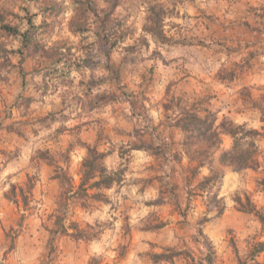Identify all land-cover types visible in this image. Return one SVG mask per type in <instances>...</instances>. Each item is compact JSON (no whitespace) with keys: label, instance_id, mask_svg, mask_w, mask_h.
<instances>
[{"label":"rangeland","instance_id":"obj_1","mask_svg":"<svg viewBox=\"0 0 264 264\" xmlns=\"http://www.w3.org/2000/svg\"><path fill=\"white\" fill-rule=\"evenodd\" d=\"M253 1L117 0L115 7V0L0 1V11H9L4 23L25 31L31 21L38 42L31 55L23 51L9 55L10 61L0 59V264H8L20 234L35 240L33 264H154L146 254L185 245L191 258L175 264H200L206 249L193 237L205 217L210 220L200 227L214 249V264H237L235 247L247 264H264V253L247 259L254 243L264 241V228L232 201L237 193H247L264 209V192L255 185L259 173L225 170L214 190L225 199L224 213L217 217V208L195 198L185 221L172 203L161 200L156 179L161 159L151 151L131 150L135 129L143 126L151 127L147 142L169 143L163 108L168 95L186 101L212 96L221 118L261 128V115L245 95L264 96V51L247 66L252 45L240 41L249 30L245 18L253 17ZM155 5L166 11L161 29L169 43L149 33ZM0 43L10 51L21 47L19 39L2 31ZM115 70L119 85L103 83ZM232 70L234 78L223 81ZM172 136L182 138L178 130ZM99 138V150L109 152L106 166L124 169V182L106 192L109 204H91L87 211L71 206L66 223L82 228L101 223L103 234L91 242L62 237L49 254L44 227L62 210L55 212L59 183L52 179L54 167L42 159L52 155L63 165L61 155L67 154L77 187L85 146ZM224 145H230L228 138ZM260 147L264 153V139ZM208 173L203 169L200 179ZM179 202L185 209V197ZM159 223L165 226L144 230Z\"/></svg>","mask_w":264,"mask_h":264},{"label":"trees","instance_id":"obj_2","mask_svg":"<svg viewBox=\"0 0 264 264\" xmlns=\"http://www.w3.org/2000/svg\"><path fill=\"white\" fill-rule=\"evenodd\" d=\"M116 2L117 0H115L113 7L117 5ZM7 10L0 11V31L7 36L19 39L21 44L19 50L10 51L0 43V59L6 56L5 59L10 61L9 55L23 53V51L31 55L33 48L38 47V42L36 29L31 21H28V28L25 31L4 23V17L9 12ZM251 10L256 16L264 18V10L261 14H257L256 9L251 8ZM92 12L93 14L96 13L95 10ZM165 13L166 11L161 5H155L151 8L149 33L157 41L169 43L170 39L164 35L161 29ZM245 26L249 30L255 31L247 23ZM36 28L39 29V27ZM260 52V49L250 51L248 61L245 64L250 66V61L261 55ZM106 58L110 61L111 56L107 55ZM82 64L88 67L85 59ZM111 74V77L103 83L119 85V71L115 70L114 74ZM21 75L24 79L23 71ZM233 76L234 71L232 70L223 75L222 80H231L234 78ZM245 97L251 108L261 115L263 125L260 129L252 128L247 123H236L227 116L221 118L219 115L221 111L216 110L212 104V96L186 101L182 97L174 95H168L165 103H163L166 118L164 128L170 136L167 145L145 140V135L150 132L151 127L143 126L140 129H135L136 141L132 143L131 150L151 151L152 155L161 159L158 165L161 173L156 177L160 183L161 200L165 198L167 203H172L180 217L185 221L186 211L190 209L192 200L195 198L205 199L208 206L217 208V217L224 213L225 199L219 198V191L214 190L217 186L222 185L225 170L237 173L252 170L259 173L255 185L259 191L264 192V153L260 147V142L264 139V96L254 99L251 93L247 92ZM21 102L24 104L20 100ZM173 130H178L181 133L180 141H175L173 138ZM226 138L230 140L228 147L224 145ZM100 145L99 138L95 144L85 146L86 153L82 161L81 181L77 187L74 185L73 177L69 171L70 159L67 154L61 155L60 159L63 165H60L56 157L52 155H47L42 159L49 166L54 167L52 179L59 183L57 210L55 212L58 213L60 208L62 210V214L53 215L50 218L51 224L44 227L49 234V254L56 252V243L62 237L71 236L78 241L91 242L103 234L105 225L101 223L87 224L84 228L75 221H71L69 225L66 223L69 212L72 211L71 206L76 205L79 209L87 211L91 204H109L111 200L106 192L121 186L124 182L125 170L108 168L105 161L109 152L100 151ZM124 154L127 155L125 150L120 152L121 159L124 158ZM184 160H188L187 165L183 164ZM203 169H207L209 173L200 179L199 176ZM164 193L166 196L162 197ZM182 197H185V209H182L179 202ZM232 201L238 211L253 215L264 228V209L258 208L250 195L237 193ZM209 220L205 217L197 223V233L193 237L196 242H203L206 249L200 264H214V249L204 237L200 227ZM164 226L163 223L148 224L144 230L157 231ZM186 247V245L184 247H164L161 253L146 254L145 256L154 264H175L177 260L191 258L192 254ZM234 250L238 259L237 264H247V261L241 259L236 247ZM262 253H264V241L254 243L247 259L255 261ZM89 264L98 263L92 260Z\"/></svg>","mask_w":264,"mask_h":264},{"label":"crops","instance_id":"obj_3","mask_svg":"<svg viewBox=\"0 0 264 264\" xmlns=\"http://www.w3.org/2000/svg\"><path fill=\"white\" fill-rule=\"evenodd\" d=\"M246 6L249 7V4L245 5V7ZM250 6L256 9L257 14H261L264 10V0H254L250 3ZM252 15L253 17L251 18L250 14H247L245 18L246 14H244V18L255 31L247 29L248 32L247 30L243 31V35L241 32L242 37L240 36V41L244 43L250 42L248 44L252 45V49L264 51V18L256 16L255 13H252ZM34 243L35 240L30 239V236L25 237L24 234H20L15 242L14 250L7 255L8 264H33V261L36 260Z\"/></svg>","mask_w":264,"mask_h":264}]
</instances>
